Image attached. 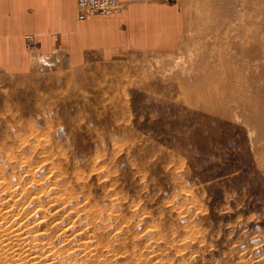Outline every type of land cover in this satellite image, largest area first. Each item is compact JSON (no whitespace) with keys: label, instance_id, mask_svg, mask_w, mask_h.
<instances>
[{"label":"rangeland","instance_id":"rangeland-1","mask_svg":"<svg viewBox=\"0 0 264 264\" xmlns=\"http://www.w3.org/2000/svg\"><path fill=\"white\" fill-rule=\"evenodd\" d=\"M177 1L171 52L0 71V264H264V0Z\"/></svg>","mask_w":264,"mask_h":264},{"label":"crops","instance_id":"crops-1","mask_svg":"<svg viewBox=\"0 0 264 264\" xmlns=\"http://www.w3.org/2000/svg\"><path fill=\"white\" fill-rule=\"evenodd\" d=\"M118 2L111 16L78 20L76 0H0V71L25 69L33 51L79 69L96 51L165 53L179 45L184 16L177 0ZM28 35L37 45L32 51Z\"/></svg>","mask_w":264,"mask_h":264},{"label":"built area","instance_id":"built-area-1","mask_svg":"<svg viewBox=\"0 0 264 264\" xmlns=\"http://www.w3.org/2000/svg\"><path fill=\"white\" fill-rule=\"evenodd\" d=\"M139 0H127V2H136ZM118 0H77V19L85 20L92 16H111L120 10ZM26 48L30 51L36 49L37 45L32 36L25 37Z\"/></svg>","mask_w":264,"mask_h":264},{"label":"bare ground","instance_id":"bare-ground-1","mask_svg":"<svg viewBox=\"0 0 264 264\" xmlns=\"http://www.w3.org/2000/svg\"><path fill=\"white\" fill-rule=\"evenodd\" d=\"M76 1H77V0H76ZM245 1H246L245 3H244V1H243V3H241L242 0H236V2H235V4H236V8L238 9L237 11H235V13H236L238 16H241V15H242V14H241V11H240V10L242 9V6H245V9H246L247 7H249V6L252 5V8L254 7L253 9H255L258 0H245ZM231 2H232V0H228V1H227L228 4H232ZM242 4H243V5H242ZM256 12H257V10H256ZM228 14H229V15H233L232 13H228ZM255 24H256V23H255ZM252 26H253V27H257V25H252ZM253 42L255 43V40L252 41V43H253ZM251 45H252V44H251ZM243 49H244V47H243V48L241 47L240 50H243ZM248 49H249V50L251 49V53H253V54H257V53H258V49L256 48V45H255V44H253V47H250V48H248ZM3 208H4V207H3ZM3 208H2V209H3ZM2 209H1V211H3ZM8 212H10V211H8ZM8 212H7V215H8ZM5 214H6V213H5ZM4 216H5V215H4ZM20 222H21V221H20ZM32 224H33V223H32ZM15 226H16V225H15ZM12 227H13V226H11V228H12ZM8 228H9V227H8ZM8 228H7L6 230H8ZM11 228H10L9 230H11ZM21 228H22V227H21ZM0 229H1V228H0ZM6 230H5V231H6ZM9 230H8V231H9ZM16 230H17V232H18V231L20 232V229H16ZM0 231H1V230H0ZM3 231H4V230H2L1 233H2ZM38 231H39V230H38ZM9 232H10V231H9ZM13 232H14V231H13ZM13 232H12V233H13ZM15 232H16V231H15ZM15 232H14V233H15ZM24 233H25V232H24ZM24 233H22V234L20 233V234H21V237H22V235H23ZM4 234H5V233H4ZM7 234H8V233H7ZM9 234H11V232H10ZM27 234H28V232H27ZM18 235H19V234H18ZM24 235H25V234H24ZM3 236H5V235H3ZM0 237H2V234H1ZM7 237H8V236H7ZM7 237H6V239H7ZM10 237H11V236H10ZM24 237H25V236H24ZM26 237H27V235H26ZM82 237H83V236H82ZM11 238L13 239V236H12ZM22 238H23V237H22ZM29 238H30V237H29ZM40 238H41V237H40ZM0 239H1V238H0ZM2 239H3V237H2ZM6 239L4 240L5 242H6ZM25 239H26V238H25ZM10 240H11V239H10ZM20 240H21V239H20ZM26 240H28V238H27ZM80 240H81V239H80ZM0 241H1V240H0ZM4 241H3V243H4ZM17 241H19V240L17 239ZM17 241H15V242L17 243ZM32 241L34 242V240H32ZM20 242H21V241H20ZM24 242H25V240H24ZM92 243H93V242H92ZM1 244H2V242H1ZM11 244H12V243H11ZM20 244H21V243H20ZM90 244H91V243H90ZM90 244L85 242L84 244L82 243V246L85 247V249H88V248H89V251H91V245H90ZM2 245H3V244H2ZM15 245H16V244H15ZM27 245H28V244H27ZM30 245H31V244H30ZM18 246H19V245H18ZM20 246H21V245H20ZM24 246H25V245H24ZM13 248H14V245H13ZM26 250H27V249H26ZM26 250H25V251H26ZM83 250H84V249H83ZM14 251H15V250H14ZM25 251H24V252H25ZM24 252H23V253H24ZM26 252H27V251H26ZM47 252H48V251H47ZM49 252H50V251H49ZM17 253H18V252H17ZM88 253H89V252H88ZM24 254H25V253H24ZM90 254H91V253H90ZM13 255H14V254H13ZM15 255H16V254H15ZM15 255H14V256H15ZM29 255H32V254H29ZM33 255H34V254H33ZM93 255H94V254H93ZM17 256H18V255H17ZM27 256H28V255H27ZM43 256H44V255H43ZM15 257H16V256H15ZM25 257H26V256H25ZM51 257L53 258V256H51ZM31 258H32V257H31ZM48 258H50V256H48ZM36 259H38V258H36ZM36 259H35V260H36ZM53 259H54V258H53ZM25 260H26V259H25ZM45 260H46V259H45ZM45 260H44V263H45ZM48 260H50V259H48ZM54 260H55V259H54ZM19 261H20V259H19ZM39 261H40V260H39ZM50 261H51V260H50ZM50 261H49V262H50ZM32 262H33V261H32ZM47 262H48V261H47ZM28 263H29V262H28ZM54 263H55V262H54ZM38 264H40V263H38Z\"/></svg>","mask_w":264,"mask_h":264}]
</instances>
